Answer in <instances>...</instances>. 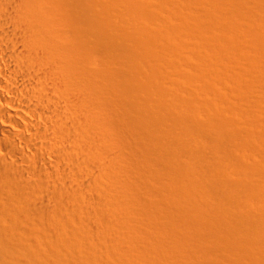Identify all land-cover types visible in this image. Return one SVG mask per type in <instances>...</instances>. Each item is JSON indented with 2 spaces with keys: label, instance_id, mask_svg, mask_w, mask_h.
<instances>
[{
  "label": "bare ground",
  "instance_id": "obj_1",
  "mask_svg": "<svg viewBox=\"0 0 264 264\" xmlns=\"http://www.w3.org/2000/svg\"><path fill=\"white\" fill-rule=\"evenodd\" d=\"M253 1L0 0V264H264Z\"/></svg>",
  "mask_w": 264,
  "mask_h": 264
},
{
  "label": "rangeland",
  "instance_id": "obj_2",
  "mask_svg": "<svg viewBox=\"0 0 264 264\" xmlns=\"http://www.w3.org/2000/svg\"><path fill=\"white\" fill-rule=\"evenodd\" d=\"M237 2H238V4L239 5H241V7H242V5H243V8H249L250 7V4H254V1L253 0H236ZM252 1V2H251ZM245 5H246V7H245ZM249 5V6H248ZM257 9H259V10H257ZM257 9L254 11V17L255 18H263L264 19V10H263V7H261V6H257ZM263 12V13H262ZM259 13H261V15H259ZM257 16V17H256ZM148 50H149V47H148ZM163 51V52H162ZM162 51H159V53H153V52H151L150 53V51L148 52L147 51V53H145V55L143 56V57H134V60H136L135 62H134V65L136 66V67H138V66H140V68L139 69H141V68H143L144 70L146 69H148L149 67H152V66H155L156 64H158V59L161 57V58H163L162 57V55L164 56V52L165 53H167V50H162ZM169 51V50H168ZM230 52H232V51H230ZM230 52H228L229 54H230ZM150 53V54H149ZM150 55V56H149ZM231 55V54H230ZM146 57V58H145ZM138 58V59H137ZM158 58V59H157ZM143 59V60H142ZM148 60V61H147ZM138 61V62H137ZM143 61V62H142ZM145 62V63H144ZM147 64V65H146ZM153 64V65H152ZM176 65L177 66H179V64L176 62ZM184 71V70H183ZM248 71V70H247ZM247 71L245 72V73H247ZM248 74H249V72H248ZM248 74H246V75H248ZM245 75V74H244ZM249 75H251V73L249 74ZM201 77H202V75H201ZM249 86H251L250 88H252V90L249 88ZM254 85H248V88L251 90V92L252 91H254V92H252V93H255V92H257V91H255L257 88H258V86L256 87V89H255V86L253 87ZM254 88V89H253ZM196 89V88H195ZM193 87H190V90L193 92L194 90H195ZM259 89V88H258ZM250 92V93H251ZM136 98L137 99H140V98H138V97H135L134 99L136 100ZM143 99H145V98H143ZM147 99V98H146ZM134 100V101H135ZM191 129H192V131L195 129V128H202V123L201 122H198L196 119H195V121H193V123L191 124ZM228 134H227V137H228V139L229 138H232V135H234V134H232V131L230 130V131H228L227 132ZM168 134V133H167ZM218 136V137H217ZM223 137H219V135H214V137H213V142H214V145H218L219 143V145H221V144H224L226 141V139L225 138H223ZM215 140V141H214ZM214 151H216L215 149H214ZM214 151H209L208 153H210V154H212V152H214ZM186 152H187V150H186ZM236 152V153H235ZM188 153V155H189V152H187ZM152 154L154 155V153H153V151H152ZM235 154H237V151H235V150H233L232 149V155H235ZM184 158H185V156H184ZM186 158H187V156H186ZM234 158V160H235V157H233L232 156V159ZM231 159V158H230ZM230 163V161H224V164H226V165H228ZM233 165H230L229 167H232ZM165 172H164V167L162 166L161 167V169H160V171H159V174L161 175V174H164Z\"/></svg>",
  "mask_w": 264,
  "mask_h": 264
}]
</instances>
